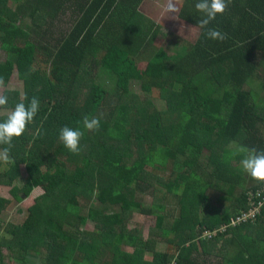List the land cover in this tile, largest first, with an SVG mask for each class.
<instances>
[{"label":"trees","instance_id":"16d2710c","mask_svg":"<svg viewBox=\"0 0 264 264\" xmlns=\"http://www.w3.org/2000/svg\"><path fill=\"white\" fill-rule=\"evenodd\" d=\"M141 1L0 0V121L22 100L40 102L34 125L12 140L0 186L23 198L42 190L22 215L0 220L10 237H0V264H264V182L244 189V171L229 162L244 154L228 148L264 151V0H231L208 25L224 41L199 29L198 0H181L177 16L198 33L171 51L151 46ZM14 73L20 91L7 89ZM85 115L99 118L98 130L83 128ZM64 126L84 132L79 153L59 140ZM7 203L0 198V215ZM258 203L253 219L229 226ZM165 204L153 238L128 229L135 209L152 216ZM169 217L176 224L161 228Z\"/></svg>","mask_w":264,"mask_h":264},{"label":"rangeland","instance_id":"374dc122","mask_svg":"<svg viewBox=\"0 0 264 264\" xmlns=\"http://www.w3.org/2000/svg\"><path fill=\"white\" fill-rule=\"evenodd\" d=\"M172 2L175 4L176 8L179 10V7L181 5V0H172ZM167 0H142L140 4L137 7V10L147 19H149L155 29V36L152 40L151 46L162 50H173L176 48V46H179L181 44L185 43H192L196 37H197V29L184 21H182L178 16L177 12L169 15L164 11V7L166 6ZM15 9V2L10 3L8 7L5 9V14L8 17H12L13 11ZM57 23V21L55 22ZM5 60V55L0 52V62L3 63ZM0 63V64H2ZM104 84L109 87L110 83L109 80H105ZM175 88L178 89L179 85H175ZM7 89L12 90H21V84L18 82L15 73L12 75L10 82L7 85ZM2 93V88L0 87V95ZM150 99L152 100L154 106L157 109H163L164 108V100L160 99L157 96V93L155 91H152L150 94ZM9 111H7L8 113ZM1 113H6L1 111ZM41 118V117H40ZM40 118L38 119L37 123H41ZM36 123V124H37ZM31 125H34L33 123H30L27 125L28 127H31ZM229 150H231L234 153H238V147L229 146ZM221 153V149L219 150ZM242 158L235 157V155H232V157L229 159V162L235 166H240V160ZM0 169H4L9 166L10 162L4 163L0 162ZM20 179L26 180L27 175L29 173L28 169L25 166H20ZM244 174V183L243 187L245 188H251L254 185H256L259 181L254 180L252 177H250L245 172ZM12 187V186H11ZM11 187L6 186H0V198H3L8 201V203L5 205V208L2 210V213L0 215V220L2 222V225L4 226L6 222H12L16 216L22 215L26 208L31 206L34 203V199L36 196L42 193V190L40 188H35L31 191V194L27 198H23L22 195H13L10 191ZM140 202L142 203L143 207L148 208L152 204V199L149 196H140L139 197ZM165 210L162 212H156L152 216L144 215L142 213H139L138 210H134L132 213L131 219L128 221V229L137 228L140 230L142 236L144 237L143 240H147L149 238H153L150 236V232L152 228L155 225L156 216L159 214L167 213V209H169L170 206L168 204H165ZM21 209V210H20ZM205 218V217H203ZM175 219L173 217H169L167 220H165L161 226V228L170 229L175 225ZM92 228V226L85 225L84 229ZM92 230V229H91ZM10 238L8 233L5 232L4 229H2L0 233V237L2 238ZM166 238V237H165ZM165 238L158 237L156 239V244L154 246L155 250L160 252L167 248V242L163 241ZM153 240V239H152ZM6 253L7 250L3 249V253ZM152 258L151 254L146 255V259L150 260ZM27 264H37V261L34 258L26 257ZM6 264H21V261L17 259H9L5 260Z\"/></svg>","mask_w":264,"mask_h":264},{"label":"clouds","instance_id":"9594fccd","mask_svg":"<svg viewBox=\"0 0 264 264\" xmlns=\"http://www.w3.org/2000/svg\"><path fill=\"white\" fill-rule=\"evenodd\" d=\"M230 3L231 0H198L195 4V9L203 14L202 18L198 21V27L203 30L205 38L214 41H224L227 38L226 33L216 28H210L208 25L218 14H223ZM177 10L172 0H167L164 11L172 15ZM2 84L3 80L0 79V85ZM24 100H28L27 95L24 96ZM7 102L8 97L0 95V108L6 106ZM39 107L40 102L36 97L28 100L27 104L22 100L8 112L6 119L0 121V145H7L0 148V162H10V149L13 138L20 137L25 132L27 125L33 122L34 117L39 111ZM82 124L84 129L95 131L99 129L100 121L98 117L85 115ZM40 135L41 128H37L34 136L38 137ZM83 135L84 132L80 128L64 126L59 130V140L74 154L80 151V141ZM237 152L244 154L240 160L242 170L254 180L264 182V151H257L256 148L239 147ZM262 191H264V188Z\"/></svg>","mask_w":264,"mask_h":264},{"label":"built area","instance_id":"2783aa9c","mask_svg":"<svg viewBox=\"0 0 264 264\" xmlns=\"http://www.w3.org/2000/svg\"><path fill=\"white\" fill-rule=\"evenodd\" d=\"M261 194L259 193H256V196H260ZM252 198V196H250V199ZM252 203V202H251ZM253 205V203H252ZM261 206V203H258L254 208H251L249 209L247 212H242L240 215L234 217L233 219H231V221L229 222V226L230 227H233L235 226L237 223H242L248 219H253L256 214L259 212V208ZM227 226L225 225H222L220 226L219 228H217V230H215L214 232H208V231H205L203 233V236H206V237H210V236H214L217 232H220L222 233L223 231H225Z\"/></svg>","mask_w":264,"mask_h":264}]
</instances>
